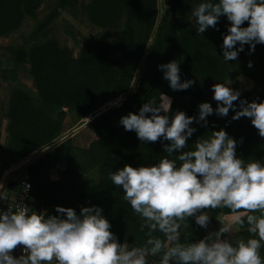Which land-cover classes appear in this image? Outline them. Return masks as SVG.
I'll return each instance as SVG.
<instances>
[{
  "label": "trees",
  "instance_id": "16d2710c",
  "mask_svg": "<svg viewBox=\"0 0 264 264\" xmlns=\"http://www.w3.org/2000/svg\"><path fill=\"white\" fill-rule=\"evenodd\" d=\"M66 1L60 0L48 11L37 31L41 32L58 16L56 8H64ZM165 2L168 7L158 28L155 49L147 55L139 84L123 106L127 112L139 114L140 107L149 99L164 102L163 94L170 98V120L180 111L194 118L190 127L195 131L188 138L184 151L192 150L198 139L211 137L213 131L224 130L236 141L235 151L239 158L264 163V138L258 134L250 118L232 119L241 100L264 101V44H255L254 50L245 44L243 51H239L240 45L237 44V60L225 61L223 36L230 25L225 16L218 18L215 28L209 27L198 35L191 9L204 0ZM156 3L157 0H89L86 5L89 25L105 30L115 28L117 32L115 37L107 39H85L78 55L53 38L36 42L28 49L25 45L8 48L11 53L4 58L7 65L2 66L0 58V80L10 84L6 101L0 96V125L6 120L5 135L0 131V146L14 162L56 139L62 132V118L66 112L84 118L100 103L128 91L156 21ZM39 4L40 0H0V34L17 27L25 15L33 16ZM243 26L246 27L247 22ZM177 53L185 56L179 65L181 81L192 80L194 83L186 90L174 91L158 66L173 61ZM24 64H29L27 72L34 90L18 81V69ZM239 75L255 80L258 89L240 94L234 101L235 108L230 109L227 116L216 114L217 102L213 99L212 85L228 79L236 80ZM202 102H208L214 111L207 116L206 122H197ZM122 116L125 114L119 109H109L87 124L96 135L87 147L75 146L71 138H66L55 143L51 152L44 153L26 168L37 202L52 206V211L59 216L63 214L56 212L57 206L70 207L78 215L81 207H99L117 241L123 244L127 234L124 243L131 248L144 245L148 230L142 227L143 218L124 201L123 190L112 184L109 174L125 164L149 166L162 158L174 159L178 153L169 157L163 152L164 145L169 143L166 140L155 143L139 140L135 131H126L120 124ZM59 161L65 163L62 180H48L47 172ZM8 165L2 162L0 168ZM8 185L12 191L17 190L13 181ZM219 213L232 212L226 208L210 210L207 228L200 227L194 217H189V226L181 229L180 242H197L220 227ZM153 235L163 239L159 232ZM248 238L253 237L245 224L228 239L234 243ZM261 256L264 257V248ZM148 260L157 263L158 257L150 256Z\"/></svg>",
  "mask_w": 264,
  "mask_h": 264
},
{
  "label": "clouds",
  "instance_id": "9594fccd",
  "mask_svg": "<svg viewBox=\"0 0 264 264\" xmlns=\"http://www.w3.org/2000/svg\"><path fill=\"white\" fill-rule=\"evenodd\" d=\"M191 12L198 35L215 28L222 15L230 21L223 36L225 61L237 60V44L239 51L245 44L251 50L257 43L264 44V0H204ZM158 67L174 91L194 83L181 81L175 60ZM212 92L216 114L227 116L235 108L239 92L223 83L213 84ZM162 96L164 102L149 99L139 114L130 112L119 122L126 131H135L141 141H168L163 152L169 157L178 155L149 166L125 164L109 174L112 184L123 190L124 201L143 218L142 227L148 230L144 245L129 248L127 243H119L99 207H81L78 215L70 207L57 206L61 217L45 216L21 204L15 210L0 211V264H149L150 256L158 257V264H264V163L239 158L236 141L224 130L213 131L211 137L198 139L192 150L184 151L195 131L190 127L194 118L180 111L170 120V98ZM213 111L208 102L200 103L197 122H206ZM241 117L250 118L264 138V101L241 100L232 119ZM0 199H7L5 191L0 192ZM225 208L234 215L218 220V230L194 243L180 242L189 217L207 228L210 210ZM245 224L253 238L234 243L222 239ZM156 232L163 239L154 236ZM17 247L23 249L19 257L12 255Z\"/></svg>",
  "mask_w": 264,
  "mask_h": 264
},
{
  "label": "rangeland",
  "instance_id": "374dc122",
  "mask_svg": "<svg viewBox=\"0 0 264 264\" xmlns=\"http://www.w3.org/2000/svg\"><path fill=\"white\" fill-rule=\"evenodd\" d=\"M60 0H40L39 6L36 8L35 13L33 16L25 15L19 25L17 27L0 34V58L2 59L3 65H7L6 60H4L5 57L10 55V50L8 49L9 47H16L18 45H25L26 49H28L31 45L34 43H39L43 42L46 39L53 38L56 40L58 43L61 44H66L69 48L72 49L74 55H78V52L80 50L81 44L84 42L85 39L88 38H95L97 40H100L102 38L107 39L111 37H115V34L117 32V29H103L99 27H95L93 25H89V21L87 19L86 15V5L88 4L89 0H67L66 1V6L63 7H57V12L58 16L44 27V29L40 32L37 31L38 25L45 20L46 14L51 8H54L57 6ZM165 0H157V17L156 21L153 27V30L150 34L148 43L145 47V51L142 55V58L137 66V68L134 71L133 77L130 82V86L127 92L119 95L113 100L109 101H104L100 103L95 110L87 115L84 118H77L76 115L73 112H66L62 118V124L61 128L65 129V133H59V136L47 143L46 145L39 147L35 149L33 152L29 153L25 157H23L21 160L18 162H14L11 156L8 155V153L0 146V149L6 153L4 154L1 159L3 162H6L8 164L14 163V167L19 166L24 162L26 159L30 158L33 154H36L37 152H41L42 156L46 152H51L53 149V146L55 143H59L61 140H64V138H68L70 134H73L75 131H79L82 128V123L85 122L88 118L91 116H96L100 115L102 113H105L109 109L112 108H117L119 109L122 113L127 115L129 112H127L126 108L123 106V102L127 99V97L134 93L139 81L141 79L142 73L145 68V61L147 58V55L149 54L150 51L155 49L156 42H157V33H158V28L160 25V22L162 18L164 17V13L167 10V5L165 4ZM174 60L178 62V64H182L185 60V56L183 54L177 53L174 56ZM29 64H24V66H20L18 69V81L31 90H34V86L32 85V81L28 76V70ZM246 80L248 83L246 84ZM7 81L0 80V96L2 99H6L7 97V91L10 86L9 83H6ZM223 84L227 85L228 87L232 88L234 91L239 92V95L242 94L243 92H247L250 90H256L258 89V84L253 83L252 81L245 79L243 77H239L238 79H233L230 80L228 79L226 82ZM6 101V100H5ZM4 101V102H5ZM3 119V118H2ZM5 125H6V120L4 119V124L0 125V131L3 132V135H5ZM81 126V127H80ZM86 126V125H85ZM84 127V126H83ZM96 138V135L94 136ZM92 138V139H95ZM88 140L87 143L85 144L86 147L89 145L91 140ZM58 140V141H56ZM76 144H81L82 139H75ZM84 145V146H85ZM47 146H50L49 150H45ZM39 156V157H40ZM37 157V158H39ZM37 160V159H36ZM35 160V161H36ZM34 164V162L32 163ZM25 166L23 169L22 174L21 172H17L15 174H18V178H20L24 173H28V170ZM65 169V163L63 161H59L55 164L54 168L49 169L47 172V177L48 180H56L60 179L62 180V171ZM0 170V185L2 182V177L4 176V173L1 172ZM8 171V170H7ZM3 173V175H2ZM20 175V176H19ZM16 177V178H17ZM14 177H12L8 182H7V188L8 190H11L8 183L10 181H13L14 183H17V180ZM12 191V190H11ZM9 199V195H6ZM3 200L2 204L6 201ZM39 207H46L52 210V206H44L43 204H40V202L36 201L35 199V204L38 205ZM234 232L231 235H228V238H231L233 236ZM126 235H124V242L126 241ZM151 264H155L154 260H150Z\"/></svg>",
  "mask_w": 264,
  "mask_h": 264
},
{
  "label": "crops",
  "instance_id": "0c3cea01",
  "mask_svg": "<svg viewBox=\"0 0 264 264\" xmlns=\"http://www.w3.org/2000/svg\"><path fill=\"white\" fill-rule=\"evenodd\" d=\"M239 77H243V78L248 79V80L252 81L253 83H255V80L251 79L250 77L243 76V75H239V76L237 77V79H238ZM244 81H245L246 84L248 83L246 80H244ZM80 127H81V126H80ZM64 131H65V129L63 128V130H62L61 133H65ZM94 136H95L94 132H93V131H92V130L86 125V126H84V127L82 126V128H81L79 131H75V132H73V134H70V135L68 136V138H71V141H72V144H73V145L78 146V147H86L85 144L87 143V141L90 140V139H92V138H95ZM77 138L80 139V140L82 139L81 144H76L75 139H77ZM64 139H66V138H64ZM92 140H93V139H92ZM56 141H58V140H56ZM61 141H62V140H61ZM56 143H57V142H56ZM84 145H85V146H84ZM3 153L6 155V153L0 149V164H2V162H3V160L1 159V157H3V155H4ZM33 155H34V154H33ZM33 155H32V156H33ZM32 156H30V157H32ZM28 159H29V158H28ZM36 159H37V158H36ZM36 159L31 160V161L28 162L27 164H24V162L27 160V159H26L24 162H22V164H20L19 166H16V167H14V163L12 162V163H10L8 166H6L5 168H3V169L0 168V170H2L1 172L4 173V176L2 177V182H1L2 187H0V192L5 191L6 195H9V198L12 197L15 191L8 190V188H7V182H8L12 177L16 178V177L18 176V174H15V173L23 171L22 168H24L25 166H28L29 164L33 163ZM20 160H21V159H20ZM17 162H18V161H17ZM7 170H8V171H7ZM3 173H2V175H3ZM0 174H1V173H0ZM20 174H22V172H21ZM0 176H1V175H0ZM19 176H20V175H19ZM0 179H1V177H0ZM16 179H19V178L17 177ZM17 181H18V180H17ZM16 184H17V183H16ZM7 198H8V197H7ZM3 200H4V199H0V211L2 210V207H3V204H4V203L2 204ZM6 201H7V200H6ZM208 214H209V218H210V212H209ZM233 215H234V213H228V214L219 213L218 216H217V218H218V220H220V221H225V220L230 219ZM218 229H219V227L216 228V229H213L212 231H216V230H218ZM212 231H211V232H212ZM222 239H228V235L225 234L224 236H222ZM172 263H173V262H172ZM155 264H158V262L155 263Z\"/></svg>",
  "mask_w": 264,
  "mask_h": 264
},
{
  "label": "built area",
  "instance_id": "2783aa9c",
  "mask_svg": "<svg viewBox=\"0 0 264 264\" xmlns=\"http://www.w3.org/2000/svg\"><path fill=\"white\" fill-rule=\"evenodd\" d=\"M21 204L28 205L30 210L35 211L37 213H43L45 216L57 215L49 208L39 207L35 205V198L32 193V184L28 173H24L18 179L17 190L14 192L12 197H10L7 201L4 202L1 211L6 212L9 209V207H12L13 210H15L17 205H21ZM22 252H23L22 247H17L15 251L12 253V255L15 257H19L22 254Z\"/></svg>",
  "mask_w": 264,
  "mask_h": 264
},
{
  "label": "water",
  "instance_id": "95a60500",
  "mask_svg": "<svg viewBox=\"0 0 264 264\" xmlns=\"http://www.w3.org/2000/svg\"><path fill=\"white\" fill-rule=\"evenodd\" d=\"M97 116H98V115H96V116H91V117L88 118L85 122L82 123V126L87 125L89 122H91V121H92L93 119H95ZM87 121H88V123H87ZM49 148H50V146H47V147L45 148V150L47 151V150H49ZM40 155H41V152H37V153L34 154L32 157H30L29 159H27V160L24 162V164H27L28 162H30V161L33 160V159H36V158L39 157Z\"/></svg>",
  "mask_w": 264,
  "mask_h": 264
}]
</instances>
